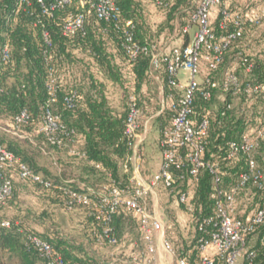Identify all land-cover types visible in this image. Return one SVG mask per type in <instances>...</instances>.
I'll return each instance as SVG.
<instances>
[{"label":"trees","instance_id":"obj_1","mask_svg":"<svg viewBox=\"0 0 264 264\" xmlns=\"http://www.w3.org/2000/svg\"><path fill=\"white\" fill-rule=\"evenodd\" d=\"M116 2L119 6L118 20L106 22L98 19L89 6H81L78 0H72L69 6L56 10L51 17L40 13V6L35 0H32L30 8L20 4L19 0H0V49L5 43L10 52L7 62L1 61L0 54V145L11 151L33 172L51 181V186L46 188L41 184L19 179L16 170L9 172L13 188L6 204L16 199L20 186L37 194L54 196L64 204L68 199L65 193L67 189L95 192L107 182V174L119 182V170L132 150L131 141L124 134L126 109L118 112L113 108L110 102L111 89H117L116 93H120V97L125 98L126 102L131 95L135 96L141 114H144V107L141 105L144 95L142 88L150 77L152 55L164 45L158 42L159 38H181L182 46L186 45L189 36L182 32V28L192 24L191 15L196 7L192 0ZM79 12L85 14L83 31L64 36L62 25L66 16ZM220 18L218 12L211 22L216 36L224 34L219 28ZM127 21L133 23V40L141 49L132 61L124 48L123 33L127 29ZM243 27L242 35L224 52L223 61L215 70L207 68L205 56L208 51L205 48L201 50L199 68L220 85L224 74L230 71V65L234 62L236 67L232 70L241 84L255 83L264 88V20L256 26L245 22ZM233 28L232 21H228L227 31H232ZM43 31L48 34L49 46L44 41ZM244 59L246 62H243ZM247 65H250L249 70H246ZM158 68L161 70L164 93H167L165 65L161 58ZM51 79H55L54 91L48 89ZM217 92L220 93V100H216ZM72 93H75L74 106L67 107L65 98ZM46 108L58 116L59 122L69 132L68 136H62L61 146L46 142L39 132ZM158 109L155 108L152 112ZM22 110H26L28 121L17 128L14 118ZM203 118L208 120V129L202 159L216 165L219 185L222 190L229 191L239 184V174L247 171V158L245 154L239 153L227 159L228 144L239 141L244 132L255 136L264 127V99L260 91L246 93L243 89L234 91L232 87L227 91L220 87L214 89L209 99L195 93L191 119L196 125ZM160 120L163 121L162 129L170 122V112L165 110L160 115ZM12 132L23 137L19 138ZM77 137L83 143L81 152L69 154L80 161L81 170L86 176L105 178V182L96 188L86 185L81 187L78 182L65 176L50 177L46 173L42 174L41 168L25 148L27 142L32 143L36 138L49 148L63 150ZM252 156L263 179L261 187L249 180L237 189L234 215L242 220L246 219L242 217L246 211L254 212L264 204V139L258 140ZM128 166L130 167L129 162ZM188 168L187 165L180 170L173 169L176 181L172 192L180 190L187 194V201L179 205L189 213L191 240L184 248L181 246L178 252L179 257L184 258L187 264H195L201 255L197 246L198 239L209 237L198 231V227L204 217L213 213L214 198L212 174L208 168H200L194 176L189 174ZM238 209L244 210L241 215ZM127 217L136 222L135 216L124 210H119L112 218L111 224L118 240ZM1 220H8L10 226H0V264H10L8 260L12 258L18 264H46L29 238L33 235L47 241L55 252L61 254L64 264H94L97 261L101 264H116L106 259H92L81 249L75 251L76 248L58 234L32 230L24 219L15 221L0 215V222ZM86 222L91 234L93 229H101V224L91 217L86 216ZM205 228L207 232L212 230L209 225ZM253 234L258 237L254 245L249 246L248 243V251L253 253L251 262L264 264V223L248 235V241ZM92 241L96 244L93 237ZM214 264L224 263L222 259L214 257Z\"/></svg>","mask_w":264,"mask_h":264},{"label":"built area","instance_id":"obj_2","mask_svg":"<svg viewBox=\"0 0 264 264\" xmlns=\"http://www.w3.org/2000/svg\"><path fill=\"white\" fill-rule=\"evenodd\" d=\"M40 6V13L51 17L53 13L61 8L69 6L72 0H35ZM160 3L162 0H156ZM195 4V11L191 15V25L182 28V32L188 34L193 26L196 30L192 33L189 42L184 46H173L166 54L154 53L151 57V64L158 67L159 60L164 62L166 73L167 93H164V102L160 105L157 113L161 115L165 110L170 112V122L161 129L159 148L161 162L158 170L148 179L140 176L142 161L141 143L144 139L146 122L142 119L141 108L135 96L131 95L127 101L126 115L124 118V134L131 141V154L123 164L124 171L131 170L128 182L121 184L107 174V182L102 184L97 191L90 193L79 192L67 189L65 193L68 199L64 202L67 208L81 206L85 209L87 217L101 224V229H93L92 237L99 246H117V239L114 228L111 224L113 216L124 210L136 218L137 229L142 240L143 257L147 264H158L156 262L157 246L160 242L166 251H171L169 241L164 237V226L160 216L150 205V197L157 194L159 190L172 192L176 177L173 169L180 170L188 165V172L191 176L197 174L202 167L208 168L212 174V188L214 198V211L211 215L203 218L199 224L198 231L209 236L199 238L197 246L201 252L200 258L195 264H214V257L223 260L224 264H238L240 258L242 264H252L253 253L248 251V235L256 230V227L264 223V204L259 206L245 220L235 217V193L237 189L251 180L258 187H261L263 174L257 162L252 156V151L257 147L258 140L264 139V127L255 136L244 132L239 141L229 142L227 159H231L239 153L247 158V171L239 174V184L229 191H224L219 185V173L215 164H209L202 159L205 149V138L207 136L208 120L201 119L194 125L191 119L193 111L194 94L199 93L204 99L212 96V91L220 87L223 91L233 88L234 91L243 89L246 93L261 92L264 99V88L259 84H241L232 69L227 71L221 84L211 80L200 70L201 50L205 48L208 55L205 56L207 68L215 70L223 61V54L234 40L242 35L243 25L249 22L252 25H259L264 18V12L251 17H244L233 13L226 8H221L219 14V28L224 32L216 36L211 27V13L215 7L221 5L222 0H192ZM81 6H89L95 16L106 22H117L119 6L116 0H78ZM20 4L30 8L32 0H19ZM85 14L79 12L68 14L62 25L64 36L75 35L84 29ZM228 21H232L234 28L227 31ZM124 48L132 61L136 58L140 47L133 40V23L125 22ZM43 38L49 46L48 34L43 31ZM1 61L7 62L10 52L7 44L0 49ZM243 62H246L244 59ZM247 65L246 70H249ZM184 71L185 76L179 77V71ZM51 91L56 90L55 79H51L48 85ZM75 93L65 98L67 107L74 106ZM28 114L22 110L15 118L14 123L18 128L26 124ZM39 132L45 141L53 145H62V136H68L69 132L59 122V118L53 115L49 108L43 113L42 124ZM15 133V132H13ZM130 163V167L128 166ZM16 170L19 179L41 184L49 188L51 181L44 179L40 174L33 172L25 163L4 146L0 145V204L5 205L12 194V181L9 172ZM182 176H179L181 178ZM93 193H95L93 195ZM178 203L187 201V194L180 190L175 192ZM211 226L212 230L207 232L205 226ZM0 226L8 228L10 222L1 220ZM32 244L37 248L46 264H64L61 254L54 251L53 247L45 240L33 235L29 237ZM264 240V235L263 238ZM212 248L214 255L205 253ZM178 264H187L184 258L178 259ZM94 264H101L97 261Z\"/></svg>","mask_w":264,"mask_h":264},{"label":"rangeland","instance_id":"obj_3","mask_svg":"<svg viewBox=\"0 0 264 264\" xmlns=\"http://www.w3.org/2000/svg\"><path fill=\"white\" fill-rule=\"evenodd\" d=\"M195 30L196 26H193L190 30V34L192 35ZM191 35H188L189 38ZM231 66L232 64L230 67ZM179 77H184V71H179ZM220 77L221 76H219V78ZM116 92L115 89H111L110 102L116 111L122 112L126 109L127 102L124 100L125 98L122 99V97H120V93L117 94ZM216 98V100H220L219 92H217ZM149 111H151L150 108L148 109V113H150ZM153 120L154 121L148 125L147 137L144 145L145 148H143V154L141 156V165L143 163V169L140 170V175L145 180H148L152 176L159 162L158 138L163 121L160 120V116L153 118ZM146 147L148 149H146ZM25 148H27L28 154L33 157L36 165L41 168V173H46L50 177L65 176V178L68 179L73 178L78 174V170L81 168L80 161L71 156L72 154L75 155V153L70 155L66 147L63 150H55L43 145L39 139L35 138L32 140V143L28 144L27 142ZM131 174V170L128 169L124 171L123 167L120 168L118 181L120 183L127 182ZM90 178L98 182V184L105 182L104 177H93L91 175ZM157 193L158 197L161 199V208H167L166 210H168L171 201L178 202L175 192L162 189ZM246 213L248 212L246 211ZM0 215L15 221L24 219L26 225L32 230H37L42 233L58 234L66 238L70 245L76 248L75 251L81 249L92 259L110 260L108 256L114 249V247L111 246H98L93 243L92 234L86 222V213L83 207L75 206L73 208H67L65 204L56 197H50L40 193L37 194L24 186H20L17 189L16 199L2 207L0 206ZM122 228V231H126L129 236L122 238L121 235L119 244L123 241L127 242L128 239V242L135 241L137 247H142V240L131 217L125 219ZM176 230L175 232H177ZM175 237L176 240L168 239L169 243L179 246L180 249L181 246L184 248L186 244L188 245L191 240L189 234L185 236L177 234ZM257 237V234L250 236L251 240L249 239V246L255 244ZM8 262L10 264H18L15 258L9 259Z\"/></svg>","mask_w":264,"mask_h":264},{"label":"crops","instance_id":"obj_4","mask_svg":"<svg viewBox=\"0 0 264 264\" xmlns=\"http://www.w3.org/2000/svg\"><path fill=\"white\" fill-rule=\"evenodd\" d=\"M221 8H226L227 10H229L233 13H237V14H240V15L248 18V17H251L255 14H259V13L264 12V0H222L221 5L219 7H215L214 11L211 13V17H210L211 22H213L215 20L217 14ZM262 20H264V18ZM190 32L191 31H189L188 35H191ZM164 40L165 39L162 38V36H160L158 42H160V44L163 43L164 45L162 47H159V49H158L159 53H161V52L167 53L170 50V48H172L173 46H182V39L181 38H175L173 40L166 39L165 41ZM235 67H236V64L233 62L230 69L234 70ZM184 76H185V74H184ZM163 89H164V86H163V82L161 79V70L158 67H155L152 65L151 70H150V77L148 78L147 82L143 85V88H142L144 95L142 96L141 105H142V107H144V114L142 113L141 116H142V119L145 120V122H146V126H145L146 130L143 134V136H144L143 142L141 143V154H143L142 150H143V148H145L144 145H145V140L147 137L148 125L151 124V122L155 120V119L153 120V118L160 116L157 113L158 110L155 111L154 113L152 112V110L155 107L159 108L160 105L164 102ZM116 91H117V89H116ZM152 101H154V102H152ZM149 108L151 109V111H149L150 113H148ZM4 129H6V128H4ZM6 130H8V129H6ZM160 133H161V130H160ZM12 134L17 135L19 138L23 137V135L15 134L13 132H12ZM159 138H160V134H159ZM158 142H159V140H158ZM82 147H83L82 140L78 137L66 146L67 151L69 150L68 152L70 154H72V153L79 154L81 152ZM146 149H148V148L146 147ZM158 149H159V162H158V166H157L155 172L158 170L160 162H161V152H160L159 145H158ZM142 169H143V163L140 167V170H142ZM69 180L78 182L81 187L86 185L89 187L96 188L99 186L98 182H95L94 180H92V178H89L88 176H86L82 172L81 168L78 170V174H76L73 178H69ZM157 194H154L150 197L149 203L151 206L152 205L154 206L155 211L158 213V215L161 218V221H162L163 226H164V237L167 240L168 239L176 240L175 236L177 234H180L182 236L189 234V236H190L191 235V232H190L191 227L189 225V221H190L189 213L187 211H185V209L182 208L179 205V203L176 201H171V204L169 205L168 210H166L167 208L166 209L161 208L160 207V203H161L160 200L161 199L158 197ZM243 211L244 210H242V209L241 210L238 209V213L240 215H241V213H243ZM252 213L253 212H249V213L245 212L242 215V217H246V219H247L248 217H250V215ZM133 223L137 229V223L136 222H133ZM175 230L177 232H175ZM137 231H138V229H137ZM128 236H129V234L126 233V231H123L121 237L125 238ZM127 242H128V239H127ZM127 242L123 241L122 243L118 244L117 246H114L113 251H111L109 256H108L110 261L115 262L116 264H147L144 260V257H143V254H144L143 248L137 247L135 241H130L128 243ZM248 243H249V241H248ZM170 245H171V251H166L161 246L160 242L158 243L157 253H156V258H155L156 262L158 264H178L177 262H178V259L180 258L179 252H178L179 246L173 245L171 243H170ZM205 253H207L209 255H214V251L212 248H208L205 251ZM242 261H243V259L240 258L238 260V264H242Z\"/></svg>","mask_w":264,"mask_h":264}]
</instances>
